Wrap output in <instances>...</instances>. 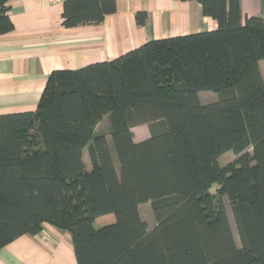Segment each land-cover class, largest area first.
<instances>
[{
	"label": "trees",
	"instance_id": "16d2710c",
	"mask_svg": "<svg viewBox=\"0 0 264 264\" xmlns=\"http://www.w3.org/2000/svg\"><path fill=\"white\" fill-rule=\"evenodd\" d=\"M10 1L0 35L14 28ZM198 1L216 30L55 69L35 110L0 114V249L50 222L72 233L78 264H264V19H244L240 0ZM115 10L116 0H65L63 25ZM202 91L218 97L203 103ZM142 124L151 136L137 142Z\"/></svg>",
	"mask_w": 264,
	"mask_h": 264
},
{
	"label": "crops",
	"instance_id": "0c3cea01",
	"mask_svg": "<svg viewBox=\"0 0 264 264\" xmlns=\"http://www.w3.org/2000/svg\"><path fill=\"white\" fill-rule=\"evenodd\" d=\"M64 1L9 2L8 14L14 28L0 35V114L35 110L48 76L55 69L81 68L115 59L151 40L218 27L215 19L203 13L198 0H116L115 12L107 14L102 22L66 27ZM240 1L244 19L250 16L264 19V0ZM139 12L146 13L142 24L137 19ZM260 66L264 76L263 60ZM217 97L212 91L200 92L203 103ZM132 131L137 142L151 136L148 124L136 126ZM83 157L90 170L88 147L84 148ZM148 204L140 205V213L152 229L155 218L151 225L142 214ZM107 216L114 220L112 215ZM0 264H78L72 233L44 222L38 232H27L1 248Z\"/></svg>",
	"mask_w": 264,
	"mask_h": 264
},
{
	"label": "rangeland",
	"instance_id": "374dc122",
	"mask_svg": "<svg viewBox=\"0 0 264 264\" xmlns=\"http://www.w3.org/2000/svg\"><path fill=\"white\" fill-rule=\"evenodd\" d=\"M106 117L107 116H104L102 119H100V120H98L96 122L95 129H98L99 131L100 130H104L105 125H106V121L108 122V118L106 119ZM233 156H234L233 152H231V151L228 152L227 154L223 155L220 158V163L222 165H226L227 163H229L230 161L233 160ZM219 188H220V185L218 183H214L213 186L211 187V192L214 193L217 196V198L219 199V203H223L224 206L227 208V212H228L231 224H232V229H233V232L235 234L236 242H237L238 245H240V239H239V235H238V232H237V229H236L233 213H232V210H231L230 201H229V199H228V197L226 195L218 194V189ZM148 207H150V208H148ZM148 207H146V208H144L142 210V214L146 217V219H148L149 223L152 225L154 223V214H153L150 202L148 204ZM108 217L109 216H104V217H102L101 220H97L96 221V226H101V225L107 224L108 222H111Z\"/></svg>",
	"mask_w": 264,
	"mask_h": 264
}]
</instances>
